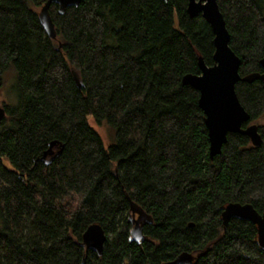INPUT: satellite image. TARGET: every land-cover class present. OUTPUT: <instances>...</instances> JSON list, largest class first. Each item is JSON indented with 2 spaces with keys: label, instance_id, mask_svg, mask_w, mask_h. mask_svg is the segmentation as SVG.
Instances as JSON below:
<instances>
[{
  "label": "trees",
  "instance_id": "16d2710c",
  "mask_svg": "<svg viewBox=\"0 0 264 264\" xmlns=\"http://www.w3.org/2000/svg\"><path fill=\"white\" fill-rule=\"evenodd\" d=\"M45 1L0 0V89L12 70L17 96L0 122V264H170L183 252L264 264L257 226L222 218L232 202L264 212V83L236 84L262 144L232 132L211 158L200 93L182 78L200 57L214 64L215 36L189 0L52 4L56 39L39 21ZM218 3L240 75L262 72L264 0ZM92 224L107 235L102 255L83 244Z\"/></svg>",
  "mask_w": 264,
  "mask_h": 264
},
{
  "label": "water",
  "instance_id": "95a60500",
  "mask_svg": "<svg viewBox=\"0 0 264 264\" xmlns=\"http://www.w3.org/2000/svg\"><path fill=\"white\" fill-rule=\"evenodd\" d=\"M81 1H45L39 10V21L50 38H57L56 25L50 12L52 4H56L60 14H64L68 7H78ZM187 10L192 17L201 14L211 26L215 36L214 64L209 66L200 57V73H188L182 78L184 84L193 86L200 93L199 106L205 115L204 120L210 141V157L213 158L221 153L223 145L228 140V134L232 132L246 134L254 146H260L263 139L258 125L257 123H250V114L238 97L236 84L241 80L246 82L261 80L264 83V57L259 61L262 72H253L242 77L239 72L241 58L230 46L231 34L218 0H189ZM75 80L78 87H81L82 82L76 76ZM5 116L6 109L0 105V122ZM245 122H248V125L243 127ZM222 218L225 225L231 218L245 219L255 224L258 229V244L264 249V212L259 213L251 203L232 202L224 207ZM131 235L136 242L142 241L144 233L141 219L134 220ZM106 239L107 235L100 224H92L83 234V244L87 251L92 250L99 255L103 253ZM193 262L194 256L189 252H183L170 264H193ZM125 264L130 263L126 262Z\"/></svg>",
  "mask_w": 264,
  "mask_h": 264
},
{
  "label": "rangeland",
  "instance_id": "374dc122",
  "mask_svg": "<svg viewBox=\"0 0 264 264\" xmlns=\"http://www.w3.org/2000/svg\"><path fill=\"white\" fill-rule=\"evenodd\" d=\"M5 78L6 80L4 86L0 89V105H4V103L15 104L17 101V96L15 93L16 74L14 71L9 70ZM89 121L108 144L114 143L116 140V131L109 124H95L92 122L91 117L89 118ZM256 123L258 122L256 121Z\"/></svg>",
  "mask_w": 264,
  "mask_h": 264
}]
</instances>
